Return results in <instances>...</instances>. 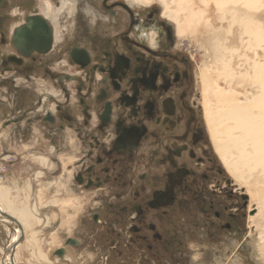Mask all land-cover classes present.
<instances>
[{
	"label": "flooded vegetation",
	"instance_id": "af4514ba",
	"mask_svg": "<svg viewBox=\"0 0 264 264\" xmlns=\"http://www.w3.org/2000/svg\"><path fill=\"white\" fill-rule=\"evenodd\" d=\"M60 1L56 8L54 0H40L39 12L29 13L0 0V104L18 119L5 124L8 137H43L45 128L64 137L71 181L104 197L92 219L111 215L127 244L152 249L162 240L156 221L166 222L179 199L207 200L218 217L212 199L235 201V191L209 157L204 131L194 128L200 93L198 103L189 101L188 57L175 49L174 28L155 7L142 12L124 0H99L90 6L107 20L76 10L73 30L82 19L94 29L61 39L56 24L73 0ZM109 27L120 29L112 39L95 45L89 38ZM18 121L20 131L11 128Z\"/></svg>",
	"mask_w": 264,
	"mask_h": 264
},
{
	"label": "rangeland",
	"instance_id": "374dc122",
	"mask_svg": "<svg viewBox=\"0 0 264 264\" xmlns=\"http://www.w3.org/2000/svg\"><path fill=\"white\" fill-rule=\"evenodd\" d=\"M13 1L18 4L21 3L29 13L39 12L40 0L39 2L30 0L33 2L31 5L24 4L26 0ZM60 2V0H54L56 8H60ZM111 2L116 1L110 0ZM160 3L163 4L161 0H151L150 3L146 4L148 6H143L140 10L143 12V10L148 11L155 7L159 10V16L161 17L162 9ZM167 4L171 13L180 5L183 9V11H180L179 16L184 18L182 19L183 22L181 20V27L184 30L183 35L179 37L180 39L176 38L175 49L188 57V74L190 75L189 101L191 102L197 98L195 101L198 103L200 93L202 109L200 112L196 109V114L199 117L196 119L198 124L194 125V128L204 131L206 138L204 145L210 154L209 157L219 165L221 176L230 182L228 184H231V187L228 188L235 191V193L231 192V194L235 195V201H229L223 195H220L216 199L217 201L212 199L213 205L217 208L216 211L219 214L218 217H215L213 212L209 211L207 200H205V206L202 205L200 197V199L176 200L169 219L167 218L166 222L163 220L161 224L156 221V227L159 229L162 240H158L152 249H147L143 243L139 245L127 244L118 240L116 231H113V227L116 228V226L115 221L110 217L111 215L107 214V218L100 219L99 222L92 219L94 212H99L100 210L102 212L101 205L104 197L100 192H95L94 190L85 192L71 181V172L68 170L70 169L68 165L71 162L70 159L73 158L69 159L65 155L67 146L64 142L65 138L54 137L53 128H45L46 132L43 137L30 132L26 135L25 141L23 139L21 141L0 142V199L4 203H6L7 195L15 196L16 191L24 190L25 188V186H20V189L15 192L10 189H4L8 185L6 183V175L11 169V161L15 160L12 157L17 152L13 151V156H11L10 153L12 151L10 148L13 150H18L21 146H25L26 149L29 148L30 150L38 148L41 150L40 154H42H38L39 161L43 165L42 172L35 171L36 173L34 174V170H32V174L42 176V179L35 185L36 191H33V188L30 187V191H33L38 197V199L36 198L38 201V203H35L36 207L29 209L26 206H21L19 201L6 203L9 206L12 205V209H16V212L20 210L22 214L24 212L29 214V217L23 215V218H28L30 222L27 225L25 224L26 232L29 230V225L31 226L30 228L39 229V231L43 232L40 238L35 237L37 233L31 234V232L28 234L32 236V238L30 237V247L25 245V250L18 251V255L16 254L15 256L17 264H216V258L228 259V263H225L226 260L223 261L225 264H264V218L254 219L256 221L251 220L252 214H256L258 210V206L255 205V201L251 197L254 199L258 198L260 202H263L264 193L260 192L259 188L264 189V186L261 185L260 181L255 183L257 178L251 180L252 193L249 194L245 188L247 183H237L221 158H219L220 156L216 155L214 146L209 138L210 133L207 124L203 120L204 115H202V110L204 111L202 98H205V100L208 98L214 104L215 100L211 93L206 94V96L203 94L202 96V87L200 85L201 71L206 68L209 69V76L211 77L212 75V81L219 83V86H225V83L218 78L221 66L217 64L215 52L213 53L209 44V37L213 44H216L217 41H222L223 47L226 46L228 48L227 52L235 49L231 55L228 53L224 54L223 50L221 54L230 60V69L234 73L243 76L247 72L248 75L253 77V65L255 63L261 64L260 61L264 63V45L260 48L247 47L243 42L244 39L241 38L240 28H238L237 24L228 33V29H230L229 21L232 19L230 12L233 9L237 14L242 12L243 9L240 8V5H226L222 7V11H219L221 9L220 6H217L211 0H167ZM262 5L261 10L257 9L256 12L252 10L250 15L255 24L257 22L260 25L261 23L263 24L260 29L264 33V0H262ZM67 11H65V15L59 16V24H56L57 35H60L61 39L65 37L70 39L75 37L77 39L76 35L78 33H89L94 29L92 25L88 24L87 20L84 21L82 19L84 23L75 32L73 30L75 25L73 21L77 20V18H74L72 14H68ZM195 16H197V20L194 18ZM119 18L121 20L125 19L123 16H119ZM162 20L174 28V24L170 21L163 18ZM186 20L188 23L190 20L192 21L187 24ZM81 29H83V32H81ZM119 30H116V32ZM116 32L109 27L102 34H95L93 38L91 36L89 38L93 43L96 41L103 42L112 39ZM252 81L249 78L245 80L234 79L232 81L231 88L234 90V96L241 104L248 105L250 98L252 100V97L255 98L257 95L258 84ZM261 83H264V79ZM7 107V104H0V140L6 139L2 134L7 135L8 127L5 126L8 119H11V122L14 119L18 120L9 116ZM19 112L23 111L19 109ZM256 112V109L250 111V113L260 114V112ZM11 128L20 131L22 123L18 121ZM12 133H16V131ZM36 137H39V141H36ZM11 143L13 144L11 145ZM26 155L20 156V158L17 155L19 158L17 166H35L33 161L21 160ZM58 161L60 162L59 166H57ZM56 167H58V172ZM205 197L209 198L208 195ZM234 202H236V206H233ZM4 208L9 209L5 205ZM225 209L228 210L226 211ZM209 213L211 215H208ZM3 220L0 217V264H8V255L3 258L1 256L2 247L7 242L10 243L13 235L18 236V233L16 234L11 222ZM129 222L128 217L127 224ZM225 224H228L229 228H226ZM47 231H51V233L47 234ZM71 241H74V243L69 244Z\"/></svg>",
	"mask_w": 264,
	"mask_h": 264
},
{
	"label": "bare ground",
	"instance_id": "6f19581e",
	"mask_svg": "<svg viewBox=\"0 0 264 264\" xmlns=\"http://www.w3.org/2000/svg\"><path fill=\"white\" fill-rule=\"evenodd\" d=\"M98 1L99 0H73L70 8V14H72V16L74 17L76 10H79L80 15L82 17L92 18L94 21L107 20V17L103 14V12L90 6L92 3H96ZM124 1L130 7H133L134 5L140 7L148 6L146 4L151 2V0H124ZM211 1H213L217 6H220L221 9L220 10L218 9L219 11H222V7L226 5H230V4L234 6L240 5V8L243 9L242 12L240 13L238 12L237 14L234 9L231 12L229 11L232 14V19L231 20L229 19L230 29H228V33H230L232 28L237 24L238 28H240L241 38L244 39V41L243 40L242 41L246 44L247 47L251 46L252 48H260L262 45H264V33L262 29H260V26H262L263 24L261 23L260 25V23L258 22L255 24V22L252 21L250 15V12L252 10L256 12L257 9L260 8L262 9L263 6L262 0H211ZM161 2L163 3V4L160 3L162 9V13H161L162 17L170 21L172 24H174L175 35L177 39H180L179 37L183 35V30H184V29L182 30L181 27V20L184 18L179 16L180 11L181 10L183 11L181 5L180 7L178 6L174 10L175 13L174 12L171 13V10H169L170 8L168 7L167 4V0H161ZM118 15L119 14H117V16ZM194 18H196L197 20V16H195ZM191 21L192 20H190V22ZM186 23L189 24L187 20ZM208 40L210 42L209 44L211 45V49L213 53L215 52V59L218 62L217 64H220L221 66V72L219 73L218 78L225 83L224 84L225 86L224 87L219 86L218 85L219 83L217 84L215 83V81H212V75L210 77L209 76L210 73H208L209 69L205 68L203 71H201V76H200L201 81L200 80L199 81L202 87L201 89L202 96L203 94L204 96H206V94L211 93L213 99L215 100V104H214L211 101H209L208 98H206V100L205 98L204 99L202 98V106H204L203 108L204 120L205 123L207 124L210 133L209 136L211 139V143L214 146L216 155L220 156L219 158H221L222 162L225 164L226 168L228 169V171L230 172V174L233 176L234 180H236L237 183L239 184H241L242 182L247 183L246 185L247 187L245 186V188L247 189L246 191L249 194H251L252 193L251 180L257 178L255 183H258L260 181L261 185L264 186V83H261L264 79V63L260 61L261 64L255 63L253 65V72H254L252 74L253 77L248 75L247 72H245L244 76L240 74H236L230 69V60L226 59L227 57L221 54V51L223 50L224 54L228 53L229 55H231L235 51V49H232L231 51L227 52L226 50L228 48H226V46L223 47L222 41H217L216 44H213L211 43L210 37L208 38ZM247 78H249L251 81L253 78V81H255L256 84H258V87H257V95L255 96V98L252 97V100L250 98V101L248 102L249 104L245 105V104H241L236 99V97L234 96V90H232L231 88V84L234 79L245 80ZM212 84H214L213 87ZM253 109H256L257 112H260V114L250 113V111H252ZM259 191L264 193V189L259 188ZM251 199H253L255 201V205L258 206L257 213L252 214L251 220H254L256 218H264V205H263L264 197H263V202H260L258 198L254 199L251 197ZM4 205L9 209H5ZM11 206L4 203V201L0 199V212L7 214L8 216H11L14 220H16L21 226L22 233H24L25 236L26 233L25 224L27 225V223H30L28 218H26L27 216L29 217V214L27 212H24L22 214L20 210L19 212H16L15 211L16 209L15 210L12 209ZM10 208L14 211H12ZM23 215L26 217L23 218ZM13 226L15 228L16 234L18 233V236L13 235L9 243V246L14 245L15 242L17 240H20L21 238L20 231L15 225H12V227ZM28 227L30 228L31 226L29 225ZM33 233L34 232H32L31 234ZM16 252L14 253V257L16 256ZM14 257H13V264H17L15 260L16 257L15 258ZM9 258L7 261L8 264H10ZM215 261H217L216 264H220V263L225 264L229 262L228 259H224V258L221 259L216 258ZM223 261H225V263Z\"/></svg>",
	"mask_w": 264,
	"mask_h": 264
},
{
	"label": "crops",
	"instance_id": "0c3cea01",
	"mask_svg": "<svg viewBox=\"0 0 264 264\" xmlns=\"http://www.w3.org/2000/svg\"><path fill=\"white\" fill-rule=\"evenodd\" d=\"M2 136L6 137V139H1L0 142H2V141L8 142L9 140H15V141L17 140L18 141L19 139H21L20 137L10 138V137H8V134L7 135L2 134ZM35 139H36V141H39V137H36ZM12 144L13 143H11V145ZM10 150L12 151L10 153L11 156H13V151H17V152H15V155L12 157V159H15V160L11 161L12 162L11 169L8 171V175H6V178H7L6 183L8 185L6 187H4V189H10V190H13V192H15L16 190L20 189L19 188L20 186H25V188L23 187L24 190L16 191L15 196H8L7 195L6 196V203L7 202L13 203L16 201H20L21 206H26L29 209H31L32 207H36L35 203H38V201H37L38 197L33 193V191L34 190L36 191L35 185L38 183V181L40 179H42V176H39V175L35 176L34 174L38 171L42 172V169H43V165L40 163L39 158H38V154H40L41 150H39L38 148L30 150L29 148L26 149L25 146H21V148L18 150H13L11 148H10ZM25 154H27L26 157H24V158L22 157L21 160L23 159L22 161H33L35 163V166H30V165L17 166V163H19V161H17V160L20 158V156H23ZM17 155L19 156V158L17 157ZM40 155H42V154H40ZM20 163H22V162H20ZM32 170H34V174H32ZM30 187L33 188L32 192L30 191ZM25 189L27 190V192L30 195L26 192ZM33 231H34V233H37L35 236L36 238L42 237L41 234L43 232L39 231V229L34 230V229L29 228V230H27V232L25 233V236L23 233L24 239L15 248L14 253L17 251L16 254L18 255V251L25 250V248H26L25 245H28L27 247H30V242H31L30 237L32 238V236L31 235L29 236L28 234L33 232ZM50 233H51V231H47V234H50ZM8 246H9V243L7 242L4 245V247H2V253H1L2 258L4 256V254H6L8 248L10 247V246L9 247ZM14 253H13V257H14ZM6 256H7V254H6ZM8 258H9V256H8Z\"/></svg>",
	"mask_w": 264,
	"mask_h": 264
},
{
	"label": "water",
	"instance_id": "95a60500",
	"mask_svg": "<svg viewBox=\"0 0 264 264\" xmlns=\"http://www.w3.org/2000/svg\"><path fill=\"white\" fill-rule=\"evenodd\" d=\"M0 217L3 218L4 220H7V221L11 222L13 225H15V226L18 228V230L20 231V234H21V236H20V237H21L20 240H17V241L15 242V244L12 245V246H10V247L8 248L7 252H6V254H7L8 256H10V258H9V260H10V264H13V253H14V249H15L16 246H18V245L21 243V241L23 240L22 228H21V226L19 225V223H18L16 220H14L11 216H8L7 214H4V213L0 212ZM72 243H74V241H71L69 244H72ZM6 254H4L3 257H6Z\"/></svg>",
	"mask_w": 264,
	"mask_h": 264
}]
</instances>
